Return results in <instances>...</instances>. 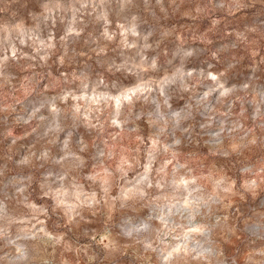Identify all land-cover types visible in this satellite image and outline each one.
Returning a JSON list of instances; mask_svg holds the SVG:
<instances>
[{
  "label": "rangeland",
  "instance_id": "rangeland-1",
  "mask_svg": "<svg viewBox=\"0 0 264 264\" xmlns=\"http://www.w3.org/2000/svg\"><path fill=\"white\" fill-rule=\"evenodd\" d=\"M0 264H264V0H0Z\"/></svg>",
  "mask_w": 264,
  "mask_h": 264
},
{
  "label": "bare ground",
  "instance_id": "bare-ground-1",
  "mask_svg": "<svg viewBox=\"0 0 264 264\" xmlns=\"http://www.w3.org/2000/svg\"><path fill=\"white\" fill-rule=\"evenodd\" d=\"M128 94H129V92H126V93H125V95H128Z\"/></svg>",
  "mask_w": 264,
  "mask_h": 264
}]
</instances>
